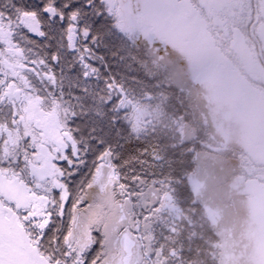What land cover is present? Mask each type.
<instances>
[{
    "label": "snow or ice",
    "instance_id": "6c2138e0",
    "mask_svg": "<svg viewBox=\"0 0 264 264\" xmlns=\"http://www.w3.org/2000/svg\"><path fill=\"white\" fill-rule=\"evenodd\" d=\"M0 264H264V0H0Z\"/></svg>",
    "mask_w": 264,
    "mask_h": 264
}]
</instances>
